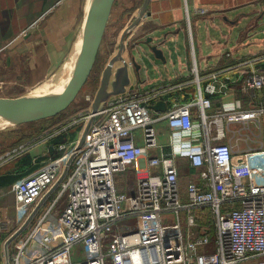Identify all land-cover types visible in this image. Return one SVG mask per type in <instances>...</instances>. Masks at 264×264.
I'll return each instance as SVG.
<instances>
[{
    "label": "built area",
    "instance_id": "obj_1",
    "mask_svg": "<svg viewBox=\"0 0 264 264\" xmlns=\"http://www.w3.org/2000/svg\"><path fill=\"white\" fill-rule=\"evenodd\" d=\"M207 12L186 3L192 80L118 93L103 99L95 112L92 108L0 153L1 169L44 139L79 124L84 123V131L88 127L82 145L81 138L62 142L60 155L13 183L15 214H6L0 205L6 264H264V141L235 155L239 142H251L249 132L262 129L264 122V97L259 96L264 49L211 68L205 84L191 16ZM236 81L250 96V108L236 98L231 87ZM191 83L194 97L179 103V92ZM218 93L222 106L214 108L211 95ZM160 100L170 101L166 111L151 107ZM238 123L241 128L232 126ZM166 136L168 151L161 143ZM180 157L195 169L186 193L180 185ZM236 161L245 172L235 171ZM144 169L147 174L128 190L118 188V173L138 176ZM53 213L57 220L47 227ZM26 228L19 249L10 254V241Z\"/></svg>",
    "mask_w": 264,
    "mask_h": 264
},
{
    "label": "crops",
    "instance_id": "obj_2",
    "mask_svg": "<svg viewBox=\"0 0 264 264\" xmlns=\"http://www.w3.org/2000/svg\"><path fill=\"white\" fill-rule=\"evenodd\" d=\"M122 2L123 4H120L118 0L114 1L111 15L116 10L125 8V1ZM143 2L144 0H132V3L126 6L129 23L127 26L135 20L137 10ZM186 3L190 7L213 9L207 15L194 14L193 18L191 16L195 55L204 75L205 84L210 81L208 74L211 68L217 65H229L235 61V57L246 56L264 49V36H261L264 32L258 30L259 26H264V14L258 18V27L249 33V40H239L244 21L249 19L243 11L245 7L251 5L252 2L249 0H151L147 8L150 14L146 13L139 25L129 33L127 43L129 49L127 55H124L125 62L118 60L113 65L112 78L116 79L114 83H117L120 78L124 83L123 87L116 89L111 78L107 88V91L111 90L108 97L135 87L154 86L166 80L189 81L193 79V46L188 29ZM84 7L82 0H0V73H4L5 77L9 75L13 77L4 82L14 85L13 89L9 90L11 93L23 85H36L60 69L80 37L84 21ZM166 35L167 43L161 46L166 57L165 61L157 59L151 52H146L143 41L153 36L156 41L162 42L166 40L164 39ZM133 54L136 56L139 67L131 62ZM224 78L225 76H222V79ZM15 86L19 87L14 88ZM231 87L243 107L250 108L251 98L241 91L240 81L231 83ZM195 93L196 87L191 83L179 92L177 96L179 103L191 100ZM211 96L213 107H221L222 94ZM259 96L264 97V89L259 92ZM168 103L170 105V101ZM197 131L199 134L203 133L201 129ZM161 143L165 151L170 149L168 136L162 137ZM239 144L240 149L235 151L236 156L248 151L250 147H259L257 139L251 142H239ZM37 150L38 153L34 150L28 152L34 163L46 156L43 154H48L43 148ZM177 161L180 167V185L182 191L186 193L187 184L192 180L195 169L186 157H180ZM9 166L10 164L0 169V177L10 172ZM234 167L237 172L246 170V167L238 161L235 162ZM22 172L14 171L13 174ZM129 174L137 179L139 176L146 175L147 172L144 169L138 176L135 172ZM129 180L119 182L118 188L122 191L128 190L129 186L133 185ZM13 183L0 186V205L10 216L15 214ZM48 205L49 201L45 202L41 207V212ZM52 215L55 220L50 218L47 222L48 227L57 220L56 214ZM28 230V228L22 230L10 241V254L19 249ZM6 239V233L0 234V264H6ZM58 241H60V236H58ZM41 242L44 243L43 238Z\"/></svg>",
    "mask_w": 264,
    "mask_h": 264
},
{
    "label": "rangeland",
    "instance_id": "obj_3",
    "mask_svg": "<svg viewBox=\"0 0 264 264\" xmlns=\"http://www.w3.org/2000/svg\"><path fill=\"white\" fill-rule=\"evenodd\" d=\"M85 1L86 0H82V6H85ZM122 1L123 0H118L120 4H123ZM124 1H125L126 6L132 3V0H124ZM249 2H252L251 5L243 9L244 15L249 16V19H246L244 21V27H243V30H241L239 34L241 35L239 40L240 39H244L245 41L249 40V33L252 32L256 27H258V18L261 17L262 14H264V0H249ZM126 6L122 10H116L110 16L108 24L105 29L103 39H102L98 58L96 60V63L90 73V76L86 84L80 90L73 93L70 96V98L65 102V104L51 116L43 120L37 121V122L22 123L20 125H17L11 128H1L0 129V153H3L11 148H14L17 145H20L26 141L33 140V138L35 137L39 138L41 135H44V133H49L50 131H52V129H55V127L63 125L67 120L83 112L87 113V111H90L93 108V103L97 96L98 90L106 78L108 63L120 51L121 32L129 24L128 23V13L126 12V9H127ZM206 8L208 9V12L204 15H207L211 10L213 11L212 8H208V7ZM85 9L86 8L84 7V10ZM196 15H199V14H196ZM261 23L263 24V21H261ZM258 30H261V32H264V26L263 25L259 26ZM128 36L129 34L125 38V43H126L125 54L128 52V49H129L127 45ZM261 36H264V35H261ZM244 40L242 42H244ZM237 44L240 45L241 43H237ZM252 53H255V52H252ZM122 60H124V58H122ZM3 74L4 73H0V102H7L18 96H22L28 91H30L33 88V86L37 85V84L36 85H23L20 87L15 86L14 88L16 87H19V88H16L11 93L9 90L13 89L14 85H12L11 83L6 84L4 82H6L8 79L10 80L13 77L11 75L5 77V75ZM112 80H113L112 81L113 85L114 84L116 85V83H114L116 79L113 77ZM117 87H118V84L116 85V88ZM110 92L111 90L110 91L108 90L105 93L106 97L105 96L104 97L108 98V96H110ZM232 126L234 128H241L242 124L238 123ZM84 129H85L84 123L83 125L79 124V125L73 126L67 132L59 134L57 136H53L52 138L44 139V141L42 142L40 141L41 143H39L36 146V148L35 147L31 148V151L34 150L35 153H38L37 149L43 148L44 151H47L48 153V154H43V155H46V156H43L44 161L46 162L48 160L47 159L48 156H51V155L55 156L54 151L61 153V151H59L58 149L59 144H61L62 142L78 140L79 138H81L84 132ZM249 134H251L254 140L258 139L257 140L258 144H260L259 140L264 141V122L262 123V129H258L257 127H254L253 134L251 132H249ZM58 137H63L64 140H62L59 144H55L53 141L54 139ZM240 142H243V141H240ZM139 143H143V141H139ZM29 153H26V154H29ZM26 154H24L23 156H25ZM18 159L19 158L10 162L9 163L10 166L8 168L10 169L13 166L15 167V165L17 168L19 166V164H17ZM131 176L132 175L130 174L128 175V173H118L117 183L125 182L130 179L129 180L130 184L131 183L134 184L136 179L132 178ZM183 216H184V213H183ZM50 218L51 220H55L54 216H50L48 220L46 221V226ZM212 227L214 229V224L212 225ZM212 232L213 231L211 230L210 231L211 235H212ZM79 258L80 256L76 255V259H79ZM110 264H127V262L125 260H122V261L112 260L110 261Z\"/></svg>",
    "mask_w": 264,
    "mask_h": 264
},
{
    "label": "water",
    "instance_id": "obj_4",
    "mask_svg": "<svg viewBox=\"0 0 264 264\" xmlns=\"http://www.w3.org/2000/svg\"><path fill=\"white\" fill-rule=\"evenodd\" d=\"M114 1L115 0H96L94 19L84 35L82 44L76 53L72 67L52 95L39 105L30 108L14 106L10 104L9 101L0 102V124H2L3 128L15 127L22 123L37 122L51 116L65 104L73 93L80 90L86 84L98 58L102 39L112 12ZM150 1L151 0H144L141 7L137 10L135 20L121 32L120 51L108 63L106 78L101 84L93 103L94 112L98 109L100 103L106 97L105 93L110 85L114 62L124 58L123 55L126 51L125 37L139 25L146 13L150 14L147 10ZM164 39L166 40L158 42L153 36H149L148 39L143 42L146 46V52H151L157 59L165 61L166 57L163 49H161V46L167 43V35ZM131 62L135 66L139 67L134 54L131 56ZM117 84L118 87L116 89H119L123 87L122 84L124 83L119 78L116 85ZM151 107L156 111H166L168 103L165 100H160L156 104L151 105ZM87 129L88 127L81 137L80 145H82L85 141Z\"/></svg>",
    "mask_w": 264,
    "mask_h": 264
},
{
    "label": "bare ground",
    "instance_id": "obj_5",
    "mask_svg": "<svg viewBox=\"0 0 264 264\" xmlns=\"http://www.w3.org/2000/svg\"><path fill=\"white\" fill-rule=\"evenodd\" d=\"M95 3L96 0H86L83 28L81 30L80 37L78 38L73 50L66 58L65 62L60 67V69L56 71L54 74H52L50 77H48L47 79L43 80L42 82L34 86L30 91H28L24 95L18 96L10 100L9 101L10 104L25 108L35 107L40 103H42L43 101H45L50 95H52L57 90L61 81H63L67 72L72 67L76 53L80 45L82 44L84 35L94 19ZM112 74H113V70H112ZM1 128H3L2 124H0V129Z\"/></svg>",
    "mask_w": 264,
    "mask_h": 264
},
{
    "label": "trees",
    "instance_id": "obj_6",
    "mask_svg": "<svg viewBox=\"0 0 264 264\" xmlns=\"http://www.w3.org/2000/svg\"><path fill=\"white\" fill-rule=\"evenodd\" d=\"M30 123H32V122H30ZM62 140H64L63 137H58V138L54 139L53 142L55 144H59ZM59 154H61V153L54 151L55 156H58ZM55 156H52V157H55ZM47 159H49V156ZM47 159H45V160H47ZM44 163H45L44 157L38 159L37 162L34 163L31 155L26 154L25 156H23L17 160V164H19V166L17 168H16V165H15V167L13 166L14 168L11 167L9 173L4 174L0 177V186H4V185L7 186V185L13 183L15 180H17L18 178H21V176L25 175L26 173L32 172V170L34 171V169L36 170L37 167L43 165ZM14 171H20V172L23 171V172L20 174H13Z\"/></svg>",
    "mask_w": 264,
    "mask_h": 264
},
{
    "label": "flooded vegetation",
    "instance_id": "obj_7",
    "mask_svg": "<svg viewBox=\"0 0 264 264\" xmlns=\"http://www.w3.org/2000/svg\"><path fill=\"white\" fill-rule=\"evenodd\" d=\"M144 42V41H143Z\"/></svg>",
    "mask_w": 264,
    "mask_h": 264
}]
</instances>
